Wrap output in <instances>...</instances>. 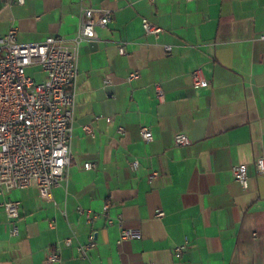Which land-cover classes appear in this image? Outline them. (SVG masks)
Returning a JSON list of instances; mask_svg holds the SVG:
<instances>
[{"label":"crops","instance_id":"1","mask_svg":"<svg viewBox=\"0 0 264 264\" xmlns=\"http://www.w3.org/2000/svg\"><path fill=\"white\" fill-rule=\"evenodd\" d=\"M81 6L112 13L78 50L67 180L51 201L34 186L10 191L18 234L0 206V264H264V174L254 167L264 151V0H0V36L14 27L22 44L69 39ZM143 20L160 33L146 34ZM197 69L206 87L193 86ZM179 134L190 144L176 146ZM237 164L246 189L231 174ZM105 205L106 217L79 212ZM122 228L140 238L119 243ZM91 233L81 258L75 247Z\"/></svg>","mask_w":264,"mask_h":264},{"label":"built area","instance_id":"2","mask_svg":"<svg viewBox=\"0 0 264 264\" xmlns=\"http://www.w3.org/2000/svg\"><path fill=\"white\" fill-rule=\"evenodd\" d=\"M16 2L22 4L23 0ZM111 13L106 8L81 6L77 15V29L69 39L50 36L41 43L22 44L17 42L14 27L0 36V206L6 214L10 236L18 234L16 220L19 208L18 201L7 198L10 191L34 186L41 198L51 201L52 189L67 180L71 161L78 50L81 44L96 38V27H106ZM142 27L146 34L154 36L161 31L160 27L147 20L142 21ZM123 45L121 43L118 46L120 55L124 54ZM164 49L170 51L169 46ZM28 68H38L43 73V80L36 82L28 76ZM136 78L137 73L134 72L127 77V81ZM108 84L110 81L104 80V85ZM192 84L194 87L208 85L200 69L193 72ZM156 95L159 99L162 97L158 88ZM83 130L92 135L90 126H84ZM118 132L122 135L123 129L119 128ZM139 134L144 142L153 140L151 131L146 127H141ZM174 144L186 146L190 141L185 135L179 134L174 137ZM254 167L257 174H264V151L255 160ZM84 168L89 170L92 165L87 163ZM129 168L135 170L137 162H132ZM231 174L241 188H247L245 165L232 166ZM155 175L152 173L148 179ZM79 212L91 221L99 215L106 217L107 205L103 207L102 213L93 216L89 212ZM156 216L162 217L163 213L158 212ZM107 224L111 225L112 221L107 220ZM72 238L64 240L66 246L72 244ZM138 238V231L120 229L119 243ZM94 246L95 239L91 233L88 242L77 244L75 249L81 258H86L87 251ZM185 249V245L175 247L174 257L178 258ZM46 261L58 262L59 252L48 253Z\"/></svg>","mask_w":264,"mask_h":264},{"label":"rangeland","instance_id":"3","mask_svg":"<svg viewBox=\"0 0 264 264\" xmlns=\"http://www.w3.org/2000/svg\"><path fill=\"white\" fill-rule=\"evenodd\" d=\"M26 74L28 75V76H31L32 77V74L30 73V71L27 69L26 70Z\"/></svg>","mask_w":264,"mask_h":264}]
</instances>
